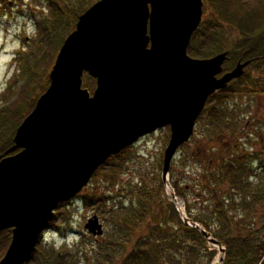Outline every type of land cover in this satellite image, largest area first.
Masks as SVG:
<instances>
[{
    "label": "water",
    "instance_id": "1",
    "mask_svg": "<svg viewBox=\"0 0 264 264\" xmlns=\"http://www.w3.org/2000/svg\"><path fill=\"white\" fill-rule=\"evenodd\" d=\"M203 10V0H97L79 16L49 86L16 131L13 148L20 150L0 161V232L12 230L0 264H25L61 203L82 192L112 156L166 126L165 187L182 221L215 244L224 262L225 247L179 209L170 183L172 160L209 97L249 63L240 60L223 73L228 51L207 58L188 53ZM86 73L96 79L93 93L83 87ZM85 227L104 233L97 215Z\"/></svg>",
    "mask_w": 264,
    "mask_h": 264
},
{
    "label": "trees",
    "instance_id": "2",
    "mask_svg": "<svg viewBox=\"0 0 264 264\" xmlns=\"http://www.w3.org/2000/svg\"><path fill=\"white\" fill-rule=\"evenodd\" d=\"M58 1L50 0L51 16L42 17L37 22L38 33L29 43L30 48H22V52L15 56L18 64L17 71L10 78L6 90L1 95L0 160L20 150L13 148L16 131L34 109L39 96L49 86V69L55 62L65 40L66 32L70 30L71 26L68 24L64 12L66 10L61 9ZM64 1L72 2V0ZM75 1L77 4L74 9L76 21L78 20L77 16L84 13L97 0L87 7L85 4L92 0H86V3H83L85 0ZM204 5L205 20L194 32L188 53L193 57L207 58L221 52L225 48L222 38L224 34L220 28L228 25L233 30H239L242 38L237 39L234 45L226 47L227 49L224 50L229 54L225 63L226 70L231 68L230 65H226L229 62L232 66L239 60L249 61V63L240 78L231 81L226 88L209 97L201 118L207 115L206 126L210 127L208 132L211 134H217L222 129H226L228 132L239 130L242 127L240 122H230L233 110H230L228 101L246 89L249 69L255 64L264 63V26L258 25L256 28H249V26L254 27L255 25H249L252 21L248 19L259 12L262 0H204ZM69 7L70 5L67 8ZM87 76H84L83 86L89 87L92 92L96 87V81L89 76L88 80L85 79ZM245 80L246 82L243 83ZM252 92L254 91L252 90L250 94H253ZM243 125L246 127V123ZM238 146L237 144L236 149L228 150L229 155L232 156L230 161L221 163L214 169L211 167L212 171L210 170L208 175L201 176L200 185L203 189L201 193H198V197L202 201L201 206L203 204L201 208L207 211L208 217L193 215L188 200L186 201V210L190 219L199 222L214 238L225 245L226 255L223 264H264V234L261 231L264 223L256 219L257 222L250 224L255 225L252 229L243 224L245 220L257 217L250 216V213L256 212L255 209H259L256 205L260 204L261 208H264V203H262L264 202V157L254 149L250 153L237 152L235 154L238 151ZM127 150L128 148L120 154L112 156L108 162L117 159L120 155L123 157ZM213 158L214 156L208 163L212 161L214 164ZM127 161L124 157L122 158L123 166ZM104 166H101L97 172ZM256 166L258 168L255 169ZM109 174V180L113 186L118 176L114 171ZM172 186L176 188L173 183ZM134 191L131 187L130 194L133 195ZM164 191L165 184L162 179L159 194L163 195ZM175 192L178 196H186L180 188H176ZM142 194L144 193L142 192ZM146 196L148 195L146 194ZM115 198L109 194L91 197L88 195L85 197V205H107L108 199L114 201ZM150 198L151 195L146 199L140 196L139 200L143 202V205H149L152 203ZM206 201H210L211 204H204ZM66 204L62 203L60 207ZM156 204L157 210L160 211L158 215L162 219L154 221L151 229L139 237L131 247L129 254L125 256L124 264H185V260L187 264L190 260V257L186 258L187 254H194L200 245L208 246L204 234L197 228L184 223L172 202L161 200ZM166 204L171 206L168 208L169 212L171 211L170 214L167 213L168 205ZM111 208L116 211L115 204ZM239 208L242 210L241 214H237ZM122 209L125 210L119 213L116 211L113 219L119 226H123V231L128 230V233H131L133 229H137L139 217L143 218L145 211L139 210V212H134L136 215H133L131 214L132 207H122ZM174 215L175 218L177 217V221L173 226L178 230L175 233L172 232L173 226L169 222L170 219L174 220ZM59 217L60 214H56L48 222L47 229H58L53 222ZM11 237L10 229L0 232V258L11 241ZM41 245L42 239L25 264H77L75 259H71L69 253L49 252L42 249ZM208 251L211 263L218 251L215 248L211 249L210 246Z\"/></svg>",
    "mask_w": 264,
    "mask_h": 264
},
{
    "label": "rangeland",
    "instance_id": "3",
    "mask_svg": "<svg viewBox=\"0 0 264 264\" xmlns=\"http://www.w3.org/2000/svg\"><path fill=\"white\" fill-rule=\"evenodd\" d=\"M87 1L85 0L83 3ZM93 1L85 4V6L87 7ZM58 2L61 9L66 10L64 12L66 13L67 22L71 26L70 30L66 32L67 37L76 28L78 20L75 21L74 9L77 4L75 0L68 3L64 0H59ZM0 3L2 4V9L0 10L1 102L2 93L6 90L10 78L18 68L15 56L22 52V48H30L29 43L38 33L37 22L42 17H50L52 11L50 0H0ZM69 5L70 7L67 8ZM248 19L252 21L249 25H255L254 27L249 26V28H256L258 25L264 26V0H262L259 12ZM203 20H205V14L203 15ZM220 29L224 34L222 38L225 48L221 52L234 45L237 39L242 38L239 30H233L228 25L222 26ZM230 63L226 65L234 67ZM258 65L260 64H255L249 69L247 76L248 83L246 84L247 90L245 89L246 91L244 90L242 93L231 97L228 101L230 110H233L230 122H240L242 127L239 130H230V132L222 129L217 134H211L208 132L210 131V127L206 126V115L199 119L194 135L185 145L180 147L172 161L170 182L176 188H180L186 195L184 197L178 196V199L185 208L186 201L190 202L193 215L197 214L202 217H208L207 211L201 208L203 204L201 206L202 201L198 197V193H201L203 189L200 185V179L202 175H208L211 167L214 169L217 165L232 159V156L228 153L229 149H236V145L238 144V151L235 154L237 152H241V154L250 153L254 149L264 157V94L261 98H256L250 94L257 83L262 82L264 84V70L258 71ZM51 69H49V73ZM88 76L85 79L88 80ZM87 88L90 89L89 87ZM244 123H246V127H244ZM260 134H262L263 140ZM170 135V127L166 126L141 138L137 143L128 148L127 152L125 151L123 157L128 160L125 166L122 163V155L117 159L105 163L104 168L94 174L89 185L82 193L74 197L68 204L56 209V214H60V217L53 223L58 229L52 228L44 231L42 249L49 252H60V254L69 253L71 259H75L77 264H124L126 260L125 256L129 254L131 247H133L139 237L151 229L154 221L162 219L158 215L160 211L157 210L156 203L161 200L173 203L166 187L164 194H159L164 152L169 143ZM213 156L215 163L213 164L212 161L208 163ZM113 171L116 172L118 177L112 186L109 180V173ZM117 182L118 184H116ZM131 187L135 190L133 195L130 194ZM123 188L125 189L123 190ZM108 194L116 198L114 201L108 199L107 205H100L98 203H95L98 205H85V197L88 195L91 197L93 195L106 196ZM149 195H151L150 199L152 203L143 205V202L139 200L140 196L146 199ZM208 203L210 201H206L204 204ZM114 204L116 205L117 213L125 210L122 207H132L131 214L133 215H136L134 212H139V210L145 211L143 218L139 217L137 229H133L131 233H128V230L123 231V226H119L113 219L116 211L111 207ZM166 205H168L166 207L167 213L170 214L171 211L169 212L168 208H171V206L170 204ZM142 211L141 213L143 214ZM255 211L254 213H250V216H257L252 219H257L259 222L264 223V208L255 209ZM241 213L242 210L239 208L237 214ZM94 214L99 216L100 222L103 224V235H92L85 227L89 218ZM187 214L189 216V213ZM173 218L174 220L169 218L172 226L177 221L175 215ZM249 220H245L243 224L252 229L255 225H250ZM261 231L264 234V227L261 228ZM172 232H178L177 228L173 226ZM9 243L4 252H2L4 253L3 256L8 249ZM209 245L213 246L208 242L207 247L200 245L194 254H187L186 258L190 257L187 264H212L213 261L209 262ZM214 248L213 246L212 249ZM40 256H42V253H40Z\"/></svg>",
    "mask_w": 264,
    "mask_h": 264
},
{
    "label": "flooded vegetation",
    "instance_id": "4",
    "mask_svg": "<svg viewBox=\"0 0 264 264\" xmlns=\"http://www.w3.org/2000/svg\"><path fill=\"white\" fill-rule=\"evenodd\" d=\"M3 1V0H2ZM2 9V4L0 3V10ZM247 68V67H246ZM245 68V69H246ZM264 69V63H262V64H260V65H258V71H262ZM253 91L254 92H252L253 94H252V96H254V97H256V98H261L262 97V95L264 94V84H262V82L261 83H257V85H256V87L253 89ZM258 123V122H257ZM260 136H261V139L263 140V138H262V134H260ZM263 136H264V134H263ZM262 203H264V202H262ZM256 207L257 208H261L262 207V205H260V204H258V205H256ZM252 217H254V216H252ZM250 221V223H255V222H257V220L256 219H251V220H249Z\"/></svg>",
    "mask_w": 264,
    "mask_h": 264
},
{
    "label": "bare ground",
    "instance_id": "5",
    "mask_svg": "<svg viewBox=\"0 0 264 264\" xmlns=\"http://www.w3.org/2000/svg\"><path fill=\"white\" fill-rule=\"evenodd\" d=\"M168 191L171 192V188L170 186H168ZM222 254L219 253L215 259L213 260L212 264H221L220 258H221Z\"/></svg>",
    "mask_w": 264,
    "mask_h": 264
}]
</instances>
